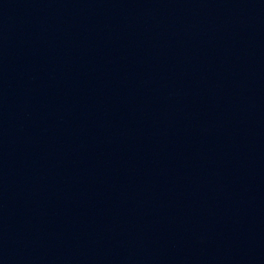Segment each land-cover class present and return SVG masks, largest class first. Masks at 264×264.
Masks as SVG:
<instances>
[{
  "label": "water",
  "instance_id": "95a60500",
  "mask_svg": "<svg viewBox=\"0 0 264 264\" xmlns=\"http://www.w3.org/2000/svg\"><path fill=\"white\" fill-rule=\"evenodd\" d=\"M0 264H264V0H0Z\"/></svg>",
  "mask_w": 264,
  "mask_h": 264
}]
</instances>
